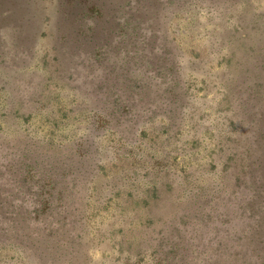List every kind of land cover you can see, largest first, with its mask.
I'll list each match as a JSON object with an SVG mask.
<instances>
[{
  "label": "rangeland",
  "instance_id": "374dc122",
  "mask_svg": "<svg viewBox=\"0 0 264 264\" xmlns=\"http://www.w3.org/2000/svg\"><path fill=\"white\" fill-rule=\"evenodd\" d=\"M0 77V264H264V0H0Z\"/></svg>",
  "mask_w": 264,
  "mask_h": 264
},
{
  "label": "trees",
  "instance_id": "16d2710c",
  "mask_svg": "<svg viewBox=\"0 0 264 264\" xmlns=\"http://www.w3.org/2000/svg\"><path fill=\"white\" fill-rule=\"evenodd\" d=\"M80 3V2H79ZM83 3H81L82 6ZM97 7L95 6V3L93 1H90L89 5H87V12H92L94 10H96ZM1 78V77H0ZM127 82V81H125ZM129 87V86H127ZM41 109V108H40ZM103 121V119L101 120ZM27 123V122H26ZM44 124H48V123H44ZM10 126V124H9ZM56 126H53L54 129H58ZM7 127V125L5 124L4 126L0 127V132H4L5 128ZM52 127V124L50 126V129ZM182 146H180L181 148ZM179 148V150H181ZM184 149V148H183ZM173 152H175V150H173ZM76 153L80 155V159L78 160V162H76L74 165H70L69 166V170L73 169L75 170L74 174H81V171H91L93 173L92 175V183H93V189L96 191L97 194L102 195L104 198L106 195V192H104L103 186L105 187V185H101L98 181V177H95L94 172L96 169L99 168L98 165H94L96 164V162H91V161H87L86 159H83L85 156V151H83L82 147H81V151L79 149V147L76 149ZM31 151L29 149H25L24 151H22L21 157H20V162H19V176L16 180H18L19 183V190L21 191H25L27 190V186L33 184V180L35 178V174H40V180H43L44 184L40 185V187L38 188V192H39V197L40 199L38 200V202L36 203L37 206H39V209H43L44 207L50 206V202L53 201H60L64 199V195L67 193L64 185H62L64 187V189L62 190H58V194L56 198L52 197V194H50L48 197H43V195L45 194V188L48 186H53L55 185V182L58 180L59 177L64 178L65 176H67V173H63L61 172L60 174L58 173V171L51 167L50 170H45V169H40L39 171L36 168V160L34 158H32L31 155ZM196 154V153H194ZM193 159L192 160H197L196 159V155H193ZM172 157V156H171ZM154 159V163H155V168L157 170V173H160L161 171H165L168 167L169 164H165L166 162L163 161V159L161 158H157V157H153ZM191 160V159H190ZM215 160V159H214ZM212 160V162L214 161ZM243 161V159H242ZM189 162V161H188ZM55 164H58V162H55ZM261 164V163H260ZM198 167H196L194 170H197ZM9 169H13V166H9ZM204 170V169H202ZM206 170V169H205ZM65 171V169H64ZM73 173V172H72ZM210 186V185H209ZM207 186V187H209ZM152 191L154 193H156V189L153 188ZM135 196V195H134ZM100 197V196H99ZM108 201V200H107ZM99 204V203H98ZM119 205V204H117Z\"/></svg>",
  "mask_w": 264,
  "mask_h": 264
}]
</instances>
